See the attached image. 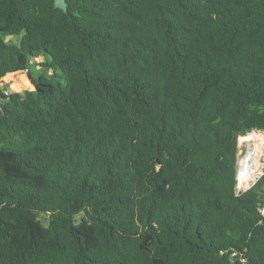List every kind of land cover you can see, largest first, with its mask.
<instances>
[{"label": "trees", "instance_id": "1", "mask_svg": "<svg viewBox=\"0 0 264 264\" xmlns=\"http://www.w3.org/2000/svg\"><path fill=\"white\" fill-rule=\"evenodd\" d=\"M66 1L0 0V264H264V0Z\"/></svg>", "mask_w": 264, "mask_h": 264}, {"label": "rangeland", "instance_id": "2", "mask_svg": "<svg viewBox=\"0 0 264 264\" xmlns=\"http://www.w3.org/2000/svg\"><path fill=\"white\" fill-rule=\"evenodd\" d=\"M6 39L7 40H13V41H18L17 37L16 36H11L9 34H4ZM39 60H42V58H39ZM33 61V65L35 64L36 61H38L37 59H32ZM51 71V70H49ZM13 73V76L12 77H9V78H6L3 77L2 78V81L4 82V85H8L9 88L11 90H14V91H23L25 89H34V84L31 82V78L29 76V74L27 73V71H17V72H12ZM19 79V82L16 81L15 82V79ZM28 78L29 81H30V85L27 86V87H22V83H25V79ZM14 83L16 85V87L14 86ZM264 131L260 130V132H249L247 135H244V136H240L239 137V153H238V169L240 167V162H241V159L243 156H245L248 152H249V149L252 147V136L255 134V133H261ZM263 156H264V152H263ZM264 158H262L263 160ZM264 169V167L260 170H257L256 171V174L250 178H247L246 180L243 179L242 182H245V187H249L251 184H253V182L256 180V178L259 176L260 172H262ZM243 186V185H242Z\"/></svg>", "mask_w": 264, "mask_h": 264}, {"label": "bare ground", "instance_id": "3", "mask_svg": "<svg viewBox=\"0 0 264 264\" xmlns=\"http://www.w3.org/2000/svg\"><path fill=\"white\" fill-rule=\"evenodd\" d=\"M263 152H264V133L263 132L255 133L252 136V147L249 149V152L242 157L240 162L238 173H239L241 185H246L245 182H242L243 179L246 180L247 178L254 176L257 170H260L264 167V159L262 160V158H264ZM263 172L264 169L262 172H260L259 176ZM246 188L248 187H245V189Z\"/></svg>", "mask_w": 264, "mask_h": 264}, {"label": "water", "instance_id": "4", "mask_svg": "<svg viewBox=\"0 0 264 264\" xmlns=\"http://www.w3.org/2000/svg\"><path fill=\"white\" fill-rule=\"evenodd\" d=\"M55 6L58 8L63 9L64 11L68 10V3L66 0H55ZM31 82L34 84V89L36 88L34 81L31 79ZM259 131V130H254ZM264 173V172H263ZM261 173V175L263 174ZM240 184V183H239Z\"/></svg>", "mask_w": 264, "mask_h": 264}, {"label": "built area", "instance_id": "5", "mask_svg": "<svg viewBox=\"0 0 264 264\" xmlns=\"http://www.w3.org/2000/svg\"><path fill=\"white\" fill-rule=\"evenodd\" d=\"M2 86H5V85H4V82H3L2 80H0V87H2ZM9 91H10V89H7V90H6V93L8 94ZM238 153H239V150H238ZM238 172H239V169H238ZM256 180H257V179H256ZM256 180H255V181H256ZM255 181L253 182V184L255 183ZM239 183H240V182H239V173H238V185H237L238 191H245V190H247L248 188H250V187L253 185V184H252L250 187H248V188L245 189V188L241 187V185H240ZM261 212H262V214L264 215V206L261 208Z\"/></svg>", "mask_w": 264, "mask_h": 264}]
</instances>
